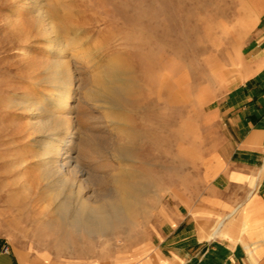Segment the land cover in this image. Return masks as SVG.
Returning <instances> with one entry per match:
<instances>
[{
    "label": "rangeland",
    "instance_id": "1",
    "mask_svg": "<svg viewBox=\"0 0 264 264\" xmlns=\"http://www.w3.org/2000/svg\"><path fill=\"white\" fill-rule=\"evenodd\" d=\"M116 66L136 89L112 106L89 90ZM66 69L72 109L59 111L73 123L54 168L31 104L55 111L47 96L62 93ZM249 98H264V0H0V242L23 264L141 263L178 209L206 195L224 200L214 230L264 191V139L241 149ZM119 177L135 182L129 213ZM81 202L104 204L106 225H73Z\"/></svg>",
    "mask_w": 264,
    "mask_h": 264
},
{
    "label": "crops",
    "instance_id": "2",
    "mask_svg": "<svg viewBox=\"0 0 264 264\" xmlns=\"http://www.w3.org/2000/svg\"><path fill=\"white\" fill-rule=\"evenodd\" d=\"M247 100H250L248 108L256 109L244 114L248 117L250 130L242 143L243 154L259 150L258 144L250 145L251 136L261 142L264 139V98ZM253 120L256 126L251 122ZM215 201L224 202L223 198L206 195L191 205L184 204L185 208H179L172 221L162 227L157 243L150 244V254L145 262L135 261L133 264H264V191L252 194L248 203L241 205L244 207L243 231L236 227L235 217L227 220L226 225H218L219 221L212 229V204ZM215 211L223 214L221 208H215ZM0 264L23 263L7 244L0 242ZM74 264L86 262L78 260Z\"/></svg>",
    "mask_w": 264,
    "mask_h": 264
},
{
    "label": "bare ground",
    "instance_id": "3",
    "mask_svg": "<svg viewBox=\"0 0 264 264\" xmlns=\"http://www.w3.org/2000/svg\"><path fill=\"white\" fill-rule=\"evenodd\" d=\"M46 14V13H44ZM52 24V22H51ZM54 25V24H53ZM55 26V25H54ZM52 50V48H50ZM54 51V50H53ZM59 54V53H58ZM64 64V63H63ZM56 65V64H55ZM60 65H57L60 67ZM63 66V65H62ZM66 66V65H65ZM64 66V68H65ZM55 67V66H54ZM60 70V69H59ZM67 72V73H66ZM56 77L61 82V87L63 86L62 93L59 94V97L53 98L47 96V98L51 99V102L56 107L55 111L51 113L47 112V107L41 101H34L31 104V108L39 111V120L34 122L35 131L38 132H51L48 137L44 139L41 138V161L44 165H53L54 168L59 167L61 162V153L64 149L67 138L65 136L66 132H70L72 130V119L69 116L61 114L59 110H71L72 108L69 107L68 98L70 96V83L72 82L71 76L68 75V70L65 71H58L56 73ZM130 71L128 68L123 66H116L111 68L108 72H106V78L103 79L104 81L95 85L94 88H90V92L98 97L102 102L105 104H110L115 106L117 104H123L126 102L131 94L134 93L136 89V83L129 77ZM57 81V80H56ZM72 87V86H71ZM109 106V105H108ZM30 107V106H29ZM46 107V108H45ZM107 107V106H106ZM49 110V109H48ZM66 112V111H65ZM36 113V112H35ZM63 113V112H62ZM33 123V122H32ZM76 132V131H75ZM57 136H53L56 135ZM70 144H74L76 139L72 138ZM68 159V158H67ZM69 163L78 165V161L76 157L70 156L69 160H67V164ZM118 183V193L120 194V201H123L125 205L123 206L126 209L127 213L131 210L132 203L127 201L125 194L130 192V187L135 185V182H130L125 180L122 177L117 179ZM133 195V194H132ZM119 196V195H118ZM107 202V201H106ZM108 204V203H107ZM60 208L65 209L64 204H60ZM104 204L100 205H89L86 202H81L80 206L77 209V212L73 218V225L77 227H81L87 229L89 231H93L95 228H98V225L104 226L106 225L107 221H109L110 216L103 212L105 209ZM243 209L239 207L238 209ZM238 209H234L230 211L223 219L220 220L218 225H226L227 220H231L234 215L236 214ZM221 229V228H220Z\"/></svg>",
    "mask_w": 264,
    "mask_h": 264
}]
</instances>
